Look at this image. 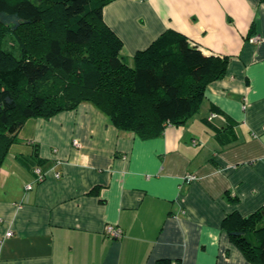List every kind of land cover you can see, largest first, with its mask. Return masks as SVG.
<instances>
[{"label": "crops", "instance_id": "1", "mask_svg": "<svg viewBox=\"0 0 264 264\" xmlns=\"http://www.w3.org/2000/svg\"><path fill=\"white\" fill-rule=\"evenodd\" d=\"M104 19L131 64L174 29L226 74L155 137L89 101L28 120L0 168V264H258L223 223L264 207V0H114Z\"/></svg>", "mask_w": 264, "mask_h": 264}, {"label": "trees", "instance_id": "2", "mask_svg": "<svg viewBox=\"0 0 264 264\" xmlns=\"http://www.w3.org/2000/svg\"><path fill=\"white\" fill-rule=\"evenodd\" d=\"M113 1L0 0V168L30 119L89 101L119 129L155 137L198 113L207 85L225 76L229 57L206 54L174 29L128 62L104 19ZM223 225L250 262L264 264V207Z\"/></svg>", "mask_w": 264, "mask_h": 264}, {"label": "built area", "instance_id": "3", "mask_svg": "<svg viewBox=\"0 0 264 264\" xmlns=\"http://www.w3.org/2000/svg\"><path fill=\"white\" fill-rule=\"evenodd\" d=\"M259 40H260L259 37H252L250 39V41H252V42H258ZM75 143L77 145H79L78 141H75ZM36 173L39 175V180H41L43 178V170H42V168L37 167L36 168ZM190 177H191V179L195 178V176H190ZM105 233H106V236H108L111 239H119V238H122L123 235H124L123 230L119 226L114 225V224L106 225ZM12 234H13L12 231H10L8 233L9 236H11Z\"/></svg>", "mask_w": 264, "mask_h": 264}, {"label": "rangeland", "instance_id": "4", "mask_svg": "<svg viewBox=\"0 0 264 264\" xmlns=\"http://www.w3.org/2000/svg\"><path fill=\"white\" fill-rule=\"evenodd\" d=\"M13 43L15 44V42H13L10 38H7L5 44H6L7 47H11L13 45Z\"/></svg>", "mask_w": 264, "mask_h": 264}]
</instances>
